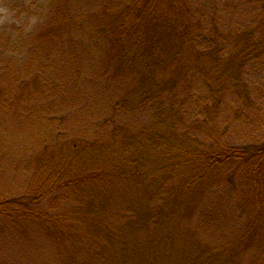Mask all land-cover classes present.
Wrapping results in <instances>:
<instances>
[{"label": "rangeland", "instance_id": "1", "mask_svg": "<svg viewBox=\"0 0 264 264\" xmlns=\"http://www.w3.org/2000/svg\"><path fill=\"white\" fill-rule=\"evenodd\" d=\"M131 1L0 0V264H104L95 258L126 257L128 244L134 252L130 264H222L231 258L234 264H264V182L260 196L254 187H243L237 174L230 180L223 171H211L214 179L178 190L164 201L167 195L162 194L151 203L153 192L147 193V187L157 185L143 188L148 183L141 177L144 169L135 180L125 175L112 186L116 196L124 192L128 199L122 194L116 203L130 201L134 216L162 205L169 220L141 231L134 228L133 234L124 228L116 233L118 241L101 236L98 244L87 242L93 238L87 226L65 216L78 198L71 188L48 191L44 200L36 201L34 178L41 155L95 146L105 156L103 167L111 170L126 156H140L134 145L121 149L113 130L123 126L148 135L154 114L145 105L119 106L136 84L106 72L114 47L100 23L101 12L123 10ZM180 2L188 8L192 29L197 24L200 30L197 45L205 46L206 39L210 45L226 44L230 52L234 35L259 31L264 22L262 6L252 0ZM263 34L264 27L259 36ZM185 58L178 70L177 60L166 56L152 72L158 82L178 80V95L167 92L171 98L165 106L176 103L185 120L178 126V138L186 149L219 150L264 141V56L248 65L239 94L233 85L209 80L203 61L194 66L190 54ZM167 112L178 122L176 111ZM111 144L116 150L99 147ZM69 157L64 164L72 168L77 161L73 154ZM162 160L173 171L171 176L158 168L152 171L159 179L169 178L162 187L187 180L191 169L178 156ZM110 222L115 230L124 226L116 216ZM57 226L61 235L54 234Z\"/></svg>", "mask_w": 264, "mask_h": 264}, {"label": "trees", "instance_id": "2", "mask_svg": "<svg viewBox=\"0 0 264 264\" xmlns=\"http://www.w3.org/2000/svg\"><path fill=\"white\" fill-rule=\"evenodd\" d=\"M252 1L262 6L261 13L264 14V0ZM184 5L180 0H135L127 3L123 10L107 9L100 13L102 32L107 34L114 47L113 53L106 62V72L111 78L127 77L136 84L133 89L127 90L123 101L118 102L119 106L121 104L138 108L145 105L154 114L148 126L151 130L148 135H144L145 131L133 133L123 126H117L113 130V135L121 139L118 144L120 147L123 145L121 149L134 145L139 149L140 156L135 155L134 158L126 156L127 160H119L112 170L103 167L106 162H103L105 156L96 151L95 146L88 149L84 145H79L71 151L61 148L59 151L37 157V174L34 178L36 201L44 200L49 192L52 194L57 189L71 188L78 198L75 207L68 210L65 216H73L75 222L91 230L93 238L87 242L98 244L101 236L107 241L113 239L118 241L119 235L116 233L124 232V228L133 234L134 228L141 231L150 223L155 226L169 220V213L162 205L157 206L152 212L149 208L145 209L146 215L144 212L141 214L140 210L139 215L134 216V206L130 201L122 200V203H116L122 198V194L124 198L128 199V197L124 192L116 196L112 185L120 182L125 175H131L132 180H135L136 175H139L143 169L141 177L148 182L143 185V188L147 185H153V187L154 184L157 185L151 190L147 187V193L153 192L150 203L162 194L167 195L164 201L177 194L178 190L196 187L199 182L210 181L215 178L211 175V171L219 170L225 172L230 180H234L237 174L241 177L240 183L243 187L250 191L249 187H254L255 191L262 196L264 141L239 146L228 145L219 150L202 148L198 151H188L178 138V126L184 124L185 120L183 121L176 103L165 106L166 98H171L167 92H174V97L178 95L175 89L178 87L176 84L178 80L167 79L158 82L152 69L155 63L160 64L168 56L173 57L174 61L177 60L175 63L178 64L179 70L184 59L188 61L185 55L190 54L194 66H199L201 61L208 66L205 74L209 80L220 81L229 87L233 85L235 93L239 94L244 88L240 87V78L244 76L248 65L261 55L264 56V34L259 36L264 22L261 24L262 27L259 25V31L255 29L252 32H246V30L239 36L234 35L232 39L235 45L229 52L226 44L210 45L211 43H207L206 39L202 41L205 46L197 45L200 30L197 24L192 29L189 14L186 12L188 8H182ZM173 42L178 44L175 48L172 45ZM168 110L177 112L174 116L179 119L178 122L169 118L172 112L168 113ZM99 147L116 150L112 144L108 147ZM71 154L77 161L72 168L64 164L70 160ZM170 155L178 156V159L182 161L181 165L190 168L191 173L182 183L172 182L170 186L162 187V183L167 182L169 178L163 176L159 179L153 176L152 171L158 168L163 174L171 176L173 171H167L162 160ZM178 169L176 168L174 172H178ZM90 174H93L92 182H89ZM150 208L152 209L151 204ZM115 216L119 221L124 222L122 228H116L119 230L110 226V220H113ZM54 229L57 230L54 234L61 235L60 226ZM67 235L69 238L67 240H71L69 233ZM128 247H125L126 257H96V262L99 260L106 264L105 258H107L110 259L107 261L108 264H130V260L134 258L132 257L134 252ZM105 251H108L106 247L103 252ZM231 254L232 251L226 257ZM85 261L84 264L91 263V260ZM235 262H237L236 258ZM222 264H234V259L222 261Z\"/></svg>", "mask_w": 264, "mask_h": 264}]
</instances>
